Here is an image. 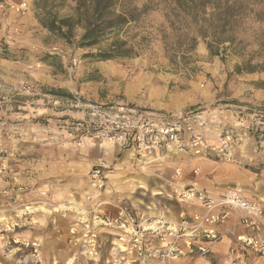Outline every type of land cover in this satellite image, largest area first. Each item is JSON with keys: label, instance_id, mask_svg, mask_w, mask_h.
Listing matches in <instances>:
<instances>
[{"label": "rangeland", "instance_id": "obj_1", "mask_svg": "<svg viewBox=\"0 0 264 264\" xmlns=\"http://www.w3.org/2000/svg\"><path fill=\"white\" fill-rule=\"evenodd\" d=\"M34 1L0 0V159H54L62 182L82 171L80 153L92 158L106 145L133 147L140 166L158 159L155 153L181 151L264 170V0H128L136 19L117 38L134 53L106 60L90 53L112 39L79 46L77 28L67 42L38 22ZM71 4H60L59 13H70ZM146 124L153 134L177 127L182 150L139 152L133 137ZM197 137L208 147L201 154L193 152ZM97 164L79 177L90 180ZM103 171L107 186L115 171L105 164ZM124 199L121 205L132 208ZM92 234L101 261L60 243L39 254L31 245L13 246L20 247V264H126L128 241L125 250L109 238L98 246Z\"/></svg>", "mask_w": 264, "mask_h": 264}, {"label": "crops", "instance_id": "obj_2", "mask_svg": "<svg viewBox=\"0 0 264 264\" xmlns=\"http://www.w3.org/2000/svg\"><path fill=\"white\" fill-rule=\"evenodd\" d=\"M106 146L100 147L92 158L83 151L81 158L75 160L76 169L82 170L79 172L81 176L84 172L87 175L90 164L103 163L115 171L109 174L111 177L107 186L100 192L99 200L103 203L94 211L101 218L114 215L116 206L126 203L123 202L126 200L124 197H130L128 200L135 209L146 215H161L174 221L189 219L194 213L203 212V207L197 200L176 199L173 191L191 183L213 196L230 188H240L245 195L260 202L264 209V170L252 171L231 160L219 161L181 151L155 153L157 155L154 157L158 159L140 166L143 158L136 154L133 147ZM52 160L0 159V264H20V247L13 245H31L38 253L39 250L44 251L48 244L59 243L66 245V248L70 245L77 250L79 248V251L87 250L93 256L97 254L95 260L101 261V251L99 254L90 247L94 242L90 237L92 233L97 234L98 246L101 238H109L111 244L120 245L123 250L128 245L127 236L121 231H110L102 222L92 219L90 211L94 205L84 198L89 177L84 179L79 177V173H72L74 176L68 180L58 181L55 171H52ZM176 169H179L178 174ZM128 179L132 182H127ZM41 191L46 195L40 196ZM32 195H35V200L26 202L25 198ZM205 232L196 238L182 236L174 240L170 237L164 243L151 237L148 243L143 244L141 251H123V263L234 264L229 252L232 247L238 255L253 263H261V256L245 244L246 231L237 213L231 211L225 222L206 226ZM215 234H219L220 238L211 243L207 257H202L200 249L207 247ZM194 246L199 251H193ZM51 249L54 255L56 249ZM169 251L170 254L164 256ZM106 258L107 255L103 260L106 261ZM56 262V259L52 260L53 264ZM66 262L68 264V260Z\"/></svg>", "mask_w": 264, "mask_h": 264}, {"label": "built area", "instance_id": "obj_3", "mask_svg": "<svg viewBox=\"0 0 264 264\" xmlns=\"http://www.w3.org/2000/svg\"><path fill=\"white\" fill-rule=\"evenodd\" d=\"M177 129L173 125H166L160 127L157 133L153 134L151 125L146 124V127L133 137V141L139 152L142 151L144 154L147 151L160 149L182 150V145L177 136ZM148 134L149 136H147ZM123 141L125 142L126 139H123ZM192 145L196 146L193 150L195 154H201L203 150L208 148L200 137H197ZM103 167L104 164L100 163L92 169L89 180L90 189L84 191L85 200L94 205V208L90 211L92 212V219L102 222L110 231H121L123 235L127 236L130 248L141 251L143 244L148 243L151 237L157 238L162 243L170 237L174 240L182 236L199 237L200 234L206 233V226L225 222L230 212L233 211L237 213L239 222L246 231L245 244L251 251L261 256V263L258 264H264V209L260 202L246 196L240 189L230 188L215 196H211L205 189L198 188L194 183L175 189L173 196L176 199L181 201L197 200L203 207V212L194 213L189 219L184 218L174 221L161 215L150 216L138 212L133 205L132 208L127 205H117V211L114 215L101 218L94 211L103 203L99 200L100 192L106 188L107 176L103 171ZM178 170L176 169V174L179 173ZM219 238V234L213 235L210 238V244L200 249L201 256L206 257L211 243ZM229 252L234 258V264H257L238 255L233 247ZM169 254L170 251L164 253V256ZM30 255L34 256L35 252Z\"/></svg>", "mask_w": 264, "mask_h": 264}, {"label": "trees", "instance_id": "obj_4", "mask_svg": "<svg viewBox=\"0 0 264 264\" xmlns=\"http://www.w3.org/2000/svg\"><path fill=\"white\" fill-rule=\"evenodd\" d=\"M67 0H36L35 14L38 22L51 33L71 42L75 30L81 28L79 46H92L112 39L106 48L90 55L99 60L130 56L133 47L119 40L118 34L134 21L138 8L131 6L128 0H69L70 13L61 15L60 4ZM57 91H50L52 94Z\"/></svg>", "mask_w": 264, "mask_h": 264}]
</instances>
